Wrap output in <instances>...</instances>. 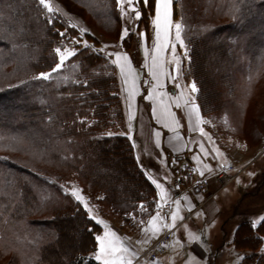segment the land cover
I'll return each instance as SVG.
<instances>
[{
    "label": "rangeland",
    "instance_id": "374dc122",
    "mask_svg": "<svg viewBox=\"0 0 264 264\" xmlns=\"http://www.w3.org/2000/svg\"><path fill=\"white\" fill-rule=\"evenodd\" d=\"M112 1L116 5L114 8L117 11L116 17L110 16L106 22H101L95 16L91 0H51V3L54 11L59 9L57 12L62 20L70 21L79 28L80 32H87L88 41L99 46L113 62L123 106L121 71L116 61L123 58L127 63L141 66L140 68L144 70L143 55L145 50H152L154 43L155 30L152 20L155 12L151 14L147 11L145 16L141 11V6L147 8L153 0H149L147 5L143 4L142 0H134V7L141 12L139 18H136L129 9L127 0L123 14L116 0ZM233 2L232 0H173L171 19L182 25L181 35L184 40L182 47L174 38L173 26L171 39L172 43L176 44L175 55L180 58L178 70L173 61L171 46L164 49L167 64L173 68V73L177 76L176 83L179 80H183L186 85L193 82L189 79L185 67L187 59L183 54L185 48L188 50L189 39L195 37L197 33L201 34L200 31H204L210 23L231 22L233 20L231 15L235 13ZM108 3L106 1V8L111 9ZM6 6L7 3L4 2L0 9L3 10ZM125 28L128 29L126 36L123 32ZM0 42L7 44L6 36L0 35ZM2 49L0 48V94H5L0 98V123L1 120H6L8 125L14 127V132L16 126L21 128L22 132L9 133L8 129L0 127V264H49L48 261L52 257H49L48 253L47 261L40 260L42 246L57 240L62 245L77 242V231H80L81 227L76 226L71 219L73 216H79V213L75 212L76 204L72 200L75 198L73 190H79V194L85 198L84 202L88 204V208L86 209L84 203H81L87 213L97 221H103L101 223L103 230L98 236L103 237L105 232H115L120 243L127 247L125 245L128 242L127 235L133 228L128 226L123 216L114 214L110 207L105 205V201H102L104 197L99 196L104 194L88 185L86 179L75 170L60 165L63 158L54 156L51 148L49 150L48 147L44 148L42 143L38 145L33 141L31 135L42 136L39 130L33 127L28 129L21 120H14L16 115L13 108L17 104L28 100L37 102L32 89L24 88V92L18 96L7 92L9 88H15L14 84L29 76V74L25 76V73L20 74L26 67V64L21 63L20 60L32 49L25 50L21 54L11 48ZM60 49L72 50L70 47ZM254 52L256 53V50ZM116 53H120L119 58ZM127 55H130V58ZM15 62L17 68L14 67ZM249 65L241 67L236 71L235 76L230 75L234 78L227 77V82L231 80L229 86L225 81L214 78L213 83L218 91V97L226 107L220 109V112L207 114L206 126L209 136L228 155V159L217 166L212 177L216 183L214 190L205 197V201L210 203L196 207L175 228L172 239L166 244L167 251L169 244L171 249L163 258L164 264H241L249 259L246 253L252 252L244 244H236L235 239L239 235L238 228L242 221L249 220L257 226L264 218V54L258 59L252 58ZM216 68L219 73H225L222 65H217ZM230 70L234 69L226 68V73H231ZM71 76V69H65L63 65L62 69L50 73V77L45 79L54 78L55 81H60ZM146 80L147 75L144 76L143 82ZM230 86L234 88L229 95L227 90ZM35 89L40 91L39 87ZM170 90L173 91V87H170ZM126 126L125 119L122 132L126 130ZM106 130L116 131L115 128ZM60 143L62 144L63 141ZM69 152L72 154L70 149ZM6 164H9V167ZM223 166L229 169L228 174L233 175L234 178L225 188L218 190L220 183L217 178L219 172L224 170ZM45 175H50L53 180L42 182ZM186 175L190 176L188 173ZM20 181L27 183L29 193L19 189ZM60 183L63 185V191L71 197L65 196L59 190ZM182 194L173 202L170 208L172 212L181 202ZM210 204L215 206L216 212L213 213L209 209ZM65 205L72 214L66 211L56 212L58 207ZM68 215L71 217L70 220H66ZM142 219L138 217L134 221L139 225ZM42 220H46V224H42ZM63 221L67 222L66 229L58 226V223ZM119 223L124 227V231L121 230ZM251 246L257 247V243L254 242ZM65 248L62 246L61 250L64 251ZM98 250L99 242L97 250L91 253L94 259ZM259 252H264V241ZM163 255L162 253L161 257H164ZM128 257L126 254L127 259ZM96 261L97 264H102V261Z\"/></svg>",
    "mask_w": 264,
    "mask_h": 264
},
{
    "label": "trees",
    "instance_id": "16d2710c",
    "mask_svg": "<svg viewBox=\"0 0 264 264\" xmlns=\"http://www.w3.org/2000/svg\"><path fill=\"white\" fill-rule=\"evenodd\" d=\"M106 1L111 9L106 8ZM4 2L7 6L0 9V35L6 36L8 43L0 42V48H11L20 54L32 49L20 60L26 64L20 74L29 76L7 92L18 96L24 88H29L37 99V102L28 100L17 104L13 108L14 120H21L28 129L39 130L42 136L31 135L33 141L38 145L42 143L49 150L51 148L54 156L62 157L60 165L78 172L88 185L104 194L102 201L114 214L123 216L128 226L136 228L134 219H145L157 209V192L138 163L130 137L122 132L125 114L113 62L99 46L88 41L87 32H80L73 23L62 20L57 11L48 12L39 0H0V6ZM91 2L92 11L101 22H106L110 16L116 17V5L112 0ZM232 2L233 20L210 23L200 31L201 34L191 37L185 56V67L190 81L197 86V101L205 117L226 107L218 97L214 78L225 81L229 86L231 80L227 82V77L235 76L241 67L250 66L252 58L258 59L264 54V0ZM141 11L145 16L147 11L154 14V2L147 8L141 6ZM85 41L87 46L83 43ZM67 47L76 51L63 64L65 69H71L72 76L60 81L40 77V72H56H51L59 62L55 49ZM217 65H222L225 73H219ZM226 68L234 70L226 73ZM231 76L230 79L234 78ZM37 87L40 91L35 89ZM233 88L230 86L227 90L229 95ZM4 94L1 93L0 98ZM0 124L9 133L22 132L17 126L14 132V127L6 120H1ZM107 128H115L116 131L108 132ZM45 180L52 181L53 177L45 175L42 182ZM18 185L19 189L30 192L25 181L18 182ZM58 187L65 196L71 197L63 191L61 183ZM72 200L79 216L72 215L71 218L68 215L66 220L71 218L76 226L81 227L77 231V242L62 245L57 240L48 243L42 246L40 260L47 261L48 253L52 257L49 264H97L91 253L97 250L95 238L103 230V225L87 213L80 201ZM57 211L70 212L67 205L58 207ZM42 221L46 224V220ZM58 226L66 229L67 222H60ZM238 234L236 244H244L252 251L246 253L249 259L241 264H264V252H259L264 241V218L257 226L249 220L242 221ZM254 242L257 247L251 246ZM62 246L66 247L64 251Z\"/></svg>",
    "mask_w": 264,
    "mask_h": 264
},
{
    "label": "crops",
    "instance_id": "0c3cea01",
    "mask_svg": "<svg viewBox=\"0 0 264 264\" xmlns=\"http://www.w3.org/2000/svg\"><path fill=\"white\" fill-rule=\"evenodd\" d=\"M156 43L154 34L152 50H145L143 55V57L145 56L142 61L144 70L140 68L141 66L127 63L132 69V75L125 77L121 74L124 94L123 106L127 125L123 132L130 137L138 163L153 183L158 201L157 209L136 228L128 232L126 239L128 242L125 245L129 249L128 259H131L132 264L138 254L149 248L163 235L166 229L174 228L175 230L196 207L210 203V201H205V197L214 190L216 183L212 177H214L217 166L225 163L228 159V155L209 136L206 117L197 101V91L192 92L188 87L190 84L186 85L182 82L183 80H179L178 83L173 80L172 77L176 78L177 76L173 73V68L167 64L166 50L162 49L158 54ZM127 56L130 58V55ZM157 56L163 60L164 70L168 73L160 79L162 86H157V81L153 79L150 71L153 67V57ZM120 62L124 63L125 59H120ZM145 75H147V80L143 82ZM170 87H173V91L170 90ZM149 96L152 99H149ZM186 100L188 103L198 105L199 115L203 121L199 128H203V132L195 126L196 112H192L190 117L189 108L185 104ZM162 101L163 103H161ZM165 107L167 113L170 114L165 113ZM216 149H219V152ZM187 160L196 168L195 178L198 180L211 178L209 186L198 188L193 185L194 175L187 176L185 172ZM178 179L180 184L175 182ZM179 189L183 190L181 202L176 205L173 212L170 210L168 215L164 214L161 206L167 202H171L173 206V202L181 196V194L175 196ZM212 205H209V209L214 213L217 210ZM174 212L177 214L175 220L172 219ZM153 217L158 218L154 220ZM154 227L155 234L153 233ZM120 228L122 231L125 230L122 226ZM168 249H171V244ZM166 251L167 249L163 252L164 257H161V253L155 261L148 264H164L163 258L169 254Z\"/></svg>",
    "mask_w": 264,
    "mask_h": 264
},
{
    "label": "snow or ice",
    "instance_id": "6c2138e0",
    "mask_svg": "<svg viewBox=\"0 0 264 264\" xmlns=\"http://www.w3.org/2000/svg\"><path fill=\"white\" fill-rule=\"evenodd\" d=\"M149 0H142V3L147 5ZM154 2V12L155 16L152 20V24L155 27V40H156V52L159 54L160 51L164 48H167L171 46L173 51V61L175 62L177 70L179 69L180 65V58L175 55V49L176 44L172 43V28L174 26L175 33L174 38L175 40L183 47L184 46V40L181 35L182 25L179 22H174L171 19L172 11L171 6L173 0H153ZM39 3L43 5L45 8H47L48 12H53L54 8L51 3V0H39ZM117 5L121 8V14L124 13V4L125 0H116ZM127 5L129 9L134 13V16L136 18H139L141 16V12L137 10L136 7H134V0H127ZM58 11L59 9H55ZM124 35L126 36L128 34V29L125 28L123 30ZM63 35V34H61ZM77 43H80L77 41ZM87 46V42H83ZM55 52L59 55V62L55 63V66L51 69V72H55L57 70L62 69L63 64L66 60H68L69 57H73L76 54L75 49L72 50H64L62 51L60 48L55 49ZM184 56H187V49L184 50ZM116 56L119 58L120 53H116ZM116 63L120 66L121 74L125 77L132 75V69L127 64V61L125 60L124 63H120L119 59L116 61ZM153 79L157 81V86L160 85V79L162 76L167 75L168 73L165 72L164 66H163V60L159 59L157 57H153V67L150 69ZM40 77L43 78H49L50 72H40ZM173 80H175V77H172ZM190 87L192 92L198 91L196 88L195 82H191ZM183 95V93H182ZM149 99H152L151 96L148 97ZM163 103V101L161 102ZM186 106L189 108L190 117L192 112H196V127L199 128V125L203 123L199 111H198V105L194 103H188V101H185ZM179 107V105H177ZM155 111V109H153ZM165 113H167V108L165 107ZM170 114V113H167ZM167 126V125H165ZM201 132H203V128H199ZM217 152H219V149H216ZM73 195L75 196L77 201H80L84 203V207L87 209L88 204L84 202L85 198L79 194V190H73ZM91 209H89V212ZM176 213L174 212L172 214V219H176ZM158 217H153V219H157ZM95 219V217H93ZM99 223H103V221H99ZM167 226V225H166ZM107 227V225H105ZM153 233H156L155 227L153 228ZM96 241L99 242V250L95 256V259L98 261H102V264H132L131 259L126 258V254L129 252V249L125 246H123L119 238L117 237V234L115 232H105L104 236H96ZM198 239V238H197Z\"/></svg>",
    "mask_w": 264,
    "mask_h": 264
},
{
    "label": "built area",
    "instance_id": "2783aa9c",
    "mask_svg": "<svg viewBox=\"0 0 264 264\" xmlns=\"http://www.w3.org/2000/svg\"><path fill=\"white\" fill-rule=\"evenodd\" d=\"M186 162L187 164L185 166V172L191 174L192 176L194 175V183L196 184L194 185L197 186L198 188L209 186V179L205 178L198 180V178H195L196 176L195 166L192 163H190L188 160ZM223 168L224 170L219 172V176L217 178V180L220 183V187L218 188V190L225 188L228 184L232 182L234 178L233 175L231 176L228 174L229 169H227L226 166H223ZM175 182L178 183L180 181L178 179V181L176 180ZM182 191H183L182 189H179L175 196L177 197L180 194H182ZM99 196L101 198L104 197L103 195H99ZM171 206H172L171 202L164 203L161 206L163 213L168 215ZM173 232H174V228L166 229L163 235L159 239L154 241L149 248L138 254L133 264H148L155 261L158 258L159 254L163 253L167 249L166 244L171 240L173 236Z\"/></svg>",
    "mask_w": 264,
    "mask_h": 264
}]
</instances>
